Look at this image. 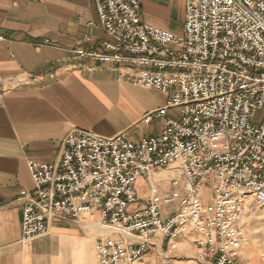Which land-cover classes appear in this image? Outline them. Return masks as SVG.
<instances>
[{"label":"built area","instance_id":"built-area-1","mask_svg":"<svg viewBox=\"0 0 264 264\" xmlns=\"http://www.w3.org/2000/svg\"><path fill=\"white\" fill-rule=\"evenodd\" d=\"M94 2L107 40L72 53L165 94L166 107L145 123L170 110L181 119L168 117L160 135L138 142L73 130L55 162L29 161L22 241L96 212L111 229L96 241L99 264H141L159 245L169 260L192 235L200 263L250 264L241 260L243 217L264 210V0H186L180 35L144 22L139 0ZM157 172L173 174L170 191L152 183ZM141 177L150 184L144 199L133 189Z\"/></svg>","mask_w":264,"mask_h":264},{"label":"crops","instance_id":"crops-1","mask_svg":"<svg viewBox=\"0 0 264 264\" xmlns=\"http://www.w3.org/2000/svg\"><path fill=\"white\" fill-rule=\"evenodd\" d=\"M139 1L144 22L182 34L186 0ZM0 38V264H99L96 212L79 223L55 220L48 236L22 241L24 205L18 200L21 192L34 190L28 162H55L73 130L103 137L126 132L134 142L158 136L169 111L149 124L143 119L165 108L168 98L75 57L76 48L101 50L107 40L94 0H0ZM171 177L157 172L151 181ZM194 240L181 238L166 262L212 264L198 261ZM164 248L150 252L160 256Z\"/></svg>","mask_w":264,"mask_h":264},{"label":"rangeland","instance_id":"rangeland-1","mask_svg":"<svg viewBox=\"0 0 264 264\" xmlns=\"http://www.w3.org/2000/svg\"><path fill=\"white\" fill-rule=\"evenodd\" d=\"M168 117L179 121L181 119V116L178 111L176 110H170L168 112ZM262 120V116L258 115L256 118L255 123ZM171 179V178H170ZM156 186L162 189V186L164 191H170L171 190V184L170 180L164 182H155ZM150 184L147 181L146 177H141L137 180V182L134 184L133 189L136 193L137 197L140 198L142 196H146L150 189ZM166 189V190H165ZM206 201L208 202L210 198L212 197L210 191L206 189L204 191ZM95 215V214H94ZM94 226V225H93ZM243 226L246 234V245L244 246L242 252V258L241 260L247 261L250 264H264V210L259 207H252L251 210L248 212L246 216L243 218ZM102 226H94L95 229H101L103 228L104 234H101L102 236H107V234H110V232L106 231L104 227ZM192 239V236L189 237ZM244 254V255H243ZM147 258H153L154 264H168L166 262L167 260L164 259V256H157L156 251L150 252L145 256V259H142V264H149L146 262ZM144 260V261H143ZM171 260V259H169Z\"/></svg>","mask_w":264,"mask_h":264},{"label":"bare ground","instance_id":"bare-ground-1","mask_svg":"<svg viewBox=\"0 0 264 264\" xmlns=\"http://www.w3.org/2000/svg\"><path fill=\"white\" fill-rule=\"evenodd\" d=\"M244 218V217H243ZM94 224V223H93ZM94 226H100V225H94ZM102 228V227H101ZM104 229H106V231H108V232H110L111 231V229L109 228V227H104ZM108 229V230H107ZM98 232H100L101 234H104V230H103V228H102V230L101 229H98ZM193 236V235H192ZM188 237H190V236H188Z\"/></svg>","mask_w":264,"mask_h":264}]
</instances>
